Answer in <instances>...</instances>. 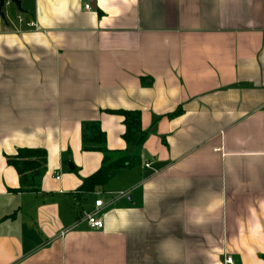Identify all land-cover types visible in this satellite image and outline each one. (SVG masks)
Here are the masks:
<instances>
[{"label": "crops", "instance_id": "1", "mask_svg": "<svg viewBox=\"0 0 264 264\" xmlns=\"http://www.w3.org/2000/svg\"><path fill=\"white\" fill-rule=\"evenodd\" d=\"M92 1L0 18V264H264V0ZM114 110L140 112V163L80 193L84 121L126 148ZM25 147L38 192L11 190Z\"/></svg>", "mask_w": 264, "mask_h": 264}, {"label": "trees", "instance_id": "2", "mask_svg": "<svg viewBox=\"0 0 264 264\" xmlns=\"http://www.w3.org/2000/svg\"><path fill=\"white\" fill-rule=\"evenodd\" d=\"M123 117L124 131L122 138L126 144L124 150H109L106 147V135L100 121H84L81 125L82 150L102 152L100 167L86 176L78 188L80 193L92 192L97 187L107 184L120 173L136 167L140 163L138 147L146 138L145 130L141 128L140 112L138 110H114ZM179 112L176 110L174 113ZM172 113L170 116L174 115ZM47 152L42 148H17L15 154L6 156V161L12 165L18 174L19 187L11 189L14 192L40 191V179L45 170Z\"/></svg>", "mask_w": 264, "mask_h": 264}, {"label": "built area", "instance_id": "3", "mask_svg": "<svg viewBox=\"0 0 264 264\" xmlns=\"http://www.w3.org/2000/svg\"><path fill=\"white\" fill-rule=\"evenodd\" d=\"M9 0H6V4H8ZM85 8H89V4H85ZM19 18V17H18ZM19 21H21V18L18 19ZM30 26H33L36 28V24L34 22H30L29 23ZM146 166H149L150 164L148 162H145ZM56 178H59V175H56ZM119 194H123L122 192H119ZM102 204V199H96L94 201V206L95 208L100 207ZM80 217L82 219H84L86 221V223L91 226L92 228H97V229H101L104 225H103V220L99 219L97 217V211L95 210H89V209H85V208H81L80 210ZM223 264H233V259L230 255H225L223 258Z\"/></svg>", "mask_w": 264, "mask_h": 264}, {"label": "rangeland", "instance_id": "4", "mask_svg": "<svg viewBox=\"0 0 264 264\" xmlns=\"http://www.w3.org/2000/svg\"><path fill=\"white\" fill-rule=\"evenodd\" d=\"M3 11H4V15H5L6 21H8V19H14L15 13H18V10L16 9V7L14 5H6L3 8ZM113 183H114L113 181L112 182H108L107 185H113Z\"/></svg>", "mask_w": 264, "mask_h": 264}, {"label": "water", "instance_id": "5", "mask_svg": "<svg viewBox=\"0 0 264 264\" xmlns=\"http://www.w3.org/2000/svg\"><path fill=\"white\" fill-rule=\"evenodd\" d=\"M9 1H11L14 4H16V6L18 7L19 11L21 10L20 0H9ZM90 1H91V3H93L92 0H90ZM5 2H6V0H0V18L3 19L6 22V18H5L4 11H3V8L6 6Z\"/></svg>", "mask_w": 264, "mask_h": 264}]
</instances>
